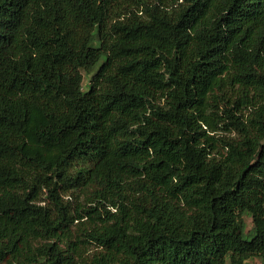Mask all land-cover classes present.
I'll list each match as a JSON object with an SVG mask.
<instances>
[{"label":"trees","instance_id":"trees-1","mask_svg":"<svg viewBox=\"0 0 264 264\" xmlns=\"http://www.w3.org/2000/svg\"><path fill=\"white\" fill-rule=\"evenodd\" d=\"M252 257L264 0H0V264Z\"/></svg>","mask_w":264,"mask_h":264},{"label":"rangeland","instance_id":"rangeland-1","mask_svg":"<svg viewBox=\"0 0 264 264\" xmlns=\"http://www.w3.org/2000/svg\"><path fill=\"white\" fill-rule=\"evenodd\" d=\"M90 77L91 75L85 74L84 81H83V87L85 89H87ZM245 220H246L245 232L250 233V231L253 228V220L249 216H245ZM248 264H264V263L260 257H252L248 260Z\"/></svg>","mask_w":264,"mask_h":264}]
</instances>
